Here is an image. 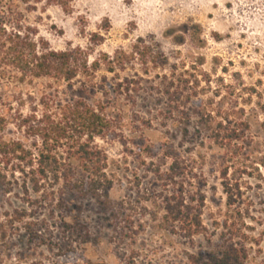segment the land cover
Segmentation results:
<instances>
[{"label":"rangeland","instance_id":"1","mask_svg":"<svg viewBox=\"0 0 264 264\" xmlns=\"http://www.w3.org/2000/svg\"><path fill=\"white\" fill-rule=\"evenodd\" d=\"M19 10L11 18L13 25L56 50L80 46L90 50L93 60L102 53L131 50L145 37L158 43L169 63L151 76L137 62L120 75L103 68L96 76L98 83L106 77L111 95L104 100L113 129L96 139L109 155L115 179L109 198L70 197L68 208L54 213L51 206L39 207L11 224L6 212L25 204L18 188L5 194L0 187V264H190L189 254L209 251L210 240L218 238L216 222L227 211L224 150L200 136L196 119L185 130L181 116L171 113L166 84L156 74L190 71L193 81L200 80L196 101L247 123L246 154L261 158L264 0H74L71 12L45 2L36 7L20 3ZM85 80L83 75L72 83L23 78L13 67L0 66V137L33 144L24 119L41 113L50 97L73 95ZM126 80L131 81L130 91L113 94ZM174 157L193 168L189 190L206 198L208 233L195 240L166 228L162 220L168 186L156 170L167 171ZM260 172L262 177L256 172V177L244 178L242 204L247 231L260 241L253 243L256 264H264V169ZM63 217L79 218L80 223L67 225ZM27 220L33 223L31 232Z\"/></svg>","mask_w":264,"mask_h":264},{"label":"trees","instance_id":"2","mask_svg":"<svg viewBox=\"0 0 264 264\" xmlns=\"http://www.w3.org/2000/svg\"><path fill=\"white\" fill-rule=\"evenodd\" d=\"M42 2L71 12L74 0H0V66L13 67L23 78L49 77L72 83L83 75L86 80L73 95L50 97L41 113L35 112L24 119L23 126L35 140L33 144L0 137V187L5 194L18 188L25 204L13 213L6 212L7 223L11 224L24 221L29 211L39 207L51 206L54 213L58 207L68 208L70 197L105 195L109 198L115 179L109 170V155L96 139L106 137L113 129L109 102L104 100L111 95L106 77L104 83H98L96 76L103 68L120 75V71L135 62L151 76L154 69L166 68L169 63L158 43L145 37H140L131 50L121 48L113 55L102 53L93 60L90 50L80 46L56 50L11 21L21 13L17 11L20 3L36 7ZM189 72L174 69L171 73L156 75L162 76L169 109L185 121V130L196 119L200 136L224 150L221 175L227 196L226 214L216 222L217 241L210 240L209 251L189 254L190 264H256L253 243L260 244V241L247 231L250 227L243 221L242 204L247 182L244 178L256 177V172L263 176L260 169H264V151L259 159L246 154L249 125L230 112L214 111L209 105L198 103L200 80L193 81L195 75L188 76ZM130 83L129 80L126 84L118 83L112 93L129 92ZM91 94L98 96L96 101H92ZM156 173L165 178L168 186L162 200L166 228L191 240L207 234L208 227L203 220L205 195L195 194L188 188L195 175L193 168L182 158L174 157L167 171L161 173L157 169ZM62 220L67 225L80 223L79 218L72 221L63 217ZM25 222L31 232L32 221Z\"/></svg>","mask_w":264,"mask_h":264}]
</instances>
